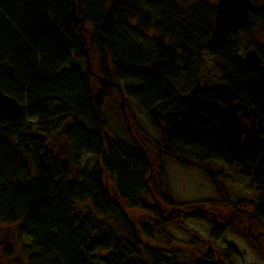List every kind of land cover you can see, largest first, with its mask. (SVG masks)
<instances>
[{
	"label": "trees",
	"instance_id": "1",
	"mask_svg": "<svg viewBox=\"0 0 264 264\" xmlns=\"http://www.w3.org/2000/svg\"><path fill=\"white\" fill-rule=\"evenodd\" d=\"M182 8L178 0H0V88L27 110L12 116L0 108V221L18 224L19 234L31 239L24 244L29 264H183L177 250L147 243L144 235L151 238L153 230L139 228L126 210V204L145 208L144 190L160 207L175 208L173 215L185 205L166 195L161 175L150 182L148 149L134 136L133 144L115 137L116 151L106 149L103 108L115 89L135 99L161 131V153L184 165L220 160L240 166L261 190L248 222L264 227V53L262 63L249 61L227 43L220 49L227 63L223 89L198 84L180 93L176 80L190 67L195 45ZM258 11L264 23V10ZM133 19L140 29L155 30L148 45L126 29ZM85 32L89 54L102 60L93 74L66 66L75 55L86 57ZM35 127L68 140L76 174L52 150L45 152L31 135ZM82 153L100 161L89 168ZM106 172L116 180L117 198L107 188ZM243 215L237 211L228 229L258 243L260 236L243 230ZM238 254L231 247L223 259ZM196 264L221 262L207 254Z\"/></svg>",
	"mask_w": 264,
	"mask_h": 264
},
{
	"label": "rangeland",
	"instance_id": "2",
	"mask_svg": "<svg viewBox=\"0 0 264 264\" xmlns=\"http://www.w3.org/2000/svg\"><path fill=\"white\" fill-rule=\"evenodd\" d=\"M178 1L183 6V12L190 18L187 27L192 33V43L195 45H191L193 47L190 51V67L185 72L180 73V77L176 80V89L180 93H187L198 84H207L210 88L217 85L215 90L223 89L220 84L227 67V63L223 61L225 51L221 52V50H214L205 46L206 40L211 37V32L214 30V26L212 27L210 24L212 23L211 15H213L215 23L216 5L219 0ZM261 8L264 10V0H257V11L252 13L254 17L252 16L249 24L239 33L230 37L229 47L233 46L240 57H244L247 51L254 48L264 52V26L258 22L260 20H257V13ZM136 23V19L130 20L126 29L132 32L139 41L148 45L151 37L155 34V30H142ZM84 36L89 48L90 38L87 32L84 33ZM90 60L92 70L95 73L101 68L102 60L96 54H90ZM184 63L185 59L181 56L178 64L183 67ZM72 64L80 66L85 72L88 69L87 57L75 55L66 66L69 67ZM92 81L95 82V79L93 78ZM113 92L106 99L103 108L109 122V127L104 130L106 149L110 153L116 151L111 143L115 137L121 136L122 139L132 144L135 143V139H138L148 149L150 156L149 171L156 174L159 171L163 172L160 179L166 195H169L175 202L184 204L183 209L187 211L196 208V213H176L173 218L166 220L165 223H159L163 220L157 211L159 205L151 194L144 190L140 197L144 198L146 208L125 205L127 212L139 228L144 229L146 226H150L153 230V236L149 238L144 235V240L151 245L177 250L178 257L183 264H196L200 258L206 257L207 254H212L214 257L219 256V258L222 256L223 259L231 247L237 249L239 254L227 259L230 264H264V227L262 225L254 222L252 234L262 235H260L258 243L255 242L254 244L245 235L240 234L238 230L231 228V226L228 229L220 223L221 221L227 222L230 212L235 206H239L248 211H240L244 213L241 217V226L243 230L248 231L250 227L248 219L252 216L253 202L258 199L261 193V190L253 186L250 177L242 173L240 166L230 167L224 161L208 160L194 166L184 165L179 163L176 157L161 153L162 145H156L158 142L163 143L161 131L152 124L146 113L142 112L137 101L126 94L124 96L126 102H129V108L125 107L126 112L123 113L122 95L116 89ZM26 112L25 109L24 113L26 114ZM28 121L34 122L35 119L29 118ZM241 124L242 127L248 126V123L244 121ZM36 131L48 134L39 127H35L32 129L31 135ZM131 133L135 135V139ZM48 136L47 142L50 149L58 158H65L59 154V151L61 148L67 149L65 145L68 140L63 135L59 137L55 133L48 134ZM148 139L153 140L154 144ZM98 161H100V157L82 153L81 163L88 164L89 168H92ZM72 163L71 170L76 174L78 167ZM203 168L208 169L210 173H206ZM136 171L140 173L139 169ZM105 174L107 188L112 196L117 198L116 180L109 173L106 172ZM210 174L214 178L216 177L219 187ZM145 175V179L149 178V172ZM156 178L157 176L154 174L150 182ZM202 207H205L208 213L200 211L199 209ZM172 208L163 206L164 214L166 213L167 216ZM216 218L219 219L220 224L215 222ZM26 243H31V239L19 234L18 224H5L0 221V264H29L28 257L24 252V244ZM8 248L12 250V255H7ZM98 262L103 264L102 260Z\"/></svg>",
	"mask_w": 264,
	"mask_h": 264
},
{
	"label": "water",
	"instance_id": "3",
	"mask_svg": "<svg viewBox=\"0 0 264 264\" xmlns=\"http://www.w3.org/2000/svg\"><path fill=\"white\" fill-rule=\"evenodd\" d=\"M219 3L216 5V16H215V25L214 30L212 32L211 37L205 42V46L207 48H211L214 50H220L224 45H226L230 36L236 35L240 30L246 27L250 12L254 8V2L252 0H219ZM73 16L75 22L80 25V32H83L85 29L84 18L80 17V13L77 11V4L73 1ZM87 41L82 40V46L86 53L87 62H88V70L90 73H94L92 70V64L90 60L89 49L86 47ZM245 59L249 61H255L257 63H262L263 59L260 56L257 49H251L245 53ZM217 85L213 86L215 90ZM121 107L123 113L125 111V96L123 94V99L121 103ZM0 108L9 113L12 116H20L24 112V104L18 101L15 97L5 93L0 88ZM69 125V124H68ZM67 125V126H68ZM247 127H242V132H247ZM32 136L37 138L39 142L43 145L45 152H50V145L47 142L49 139L48 134L42 133L40 131L33 132ZM150 141V139H148ZM62 165L69 168L72 163L71 150L68 149L66 152L65 158L61 159ZM196 209V208H195ZM194 209V210H195ZM185 213L190 214V211L182 209ZM175 212V208H173L170 212V215L164 216L165 220H169L173 213ZM162 215L163 212H162ZM216 223H219V219H215ZM228 222L223 223V227L227 226ZM251 230V227H250ZM261 234H259L260 236ZM221 264H229L226 260L218 258ZM97 264H102L98 262Z\"/></svg>",
	"mask_w": 264,
	"mask_h": 264
},
{
	"label": "flooded vegetation",
	"instance_id": "4",
	"mask_svg": "<svg viewBox=\"0 0 264 264\" xmlns=\"http://www.w3.org/2000/svg\"><path fill=\"white\" fill-rule=\"evenodd\" d=\"M253 1V0H252ZM259 1H262V0H259ZM254 2V1H253ZM257 3V2H256ZM256 3L254 2V8L252 9V11L250 12V16H251V14H252V12L256 9ZM250 18V17H249ZM258 22H261V24H262V26H264L263 24V21H258ZM249 24V20H248V23H247V25ZM246 25V26H247ZM264 28V27H263ZM240 32V31H239ZM238 32V33H239ZM231 37V36H230ZM254 49H256V48H254ZM258 50V52H259V54H260V56L263 58V53L264 52H262V51H260L259 49H257ZM245 57V56H244ZM213 88V87H212ZM132 134V133H131ZM58 136V135H57ZM132 136H134L135 137V135H132ZM56 137V136H55ZM57 138V137H56ZM137 140V139H136ZM66 147H67V149L66 148H61V150L59 151V154L60 155H63V156H66V152L68 151V149L69 150H71V156L73 157V155H72V148L70 147L71 145H68L67 143H66V145H65ZM158 154H159V152H158ZM153 198H154V200H155V202L159 205V208H160V211H161V215H162V212H163V214H164V210H163V208L162 207H160V204H159V202H158V200H156L155 199V197L153 196V195H151ZM143 200H144V198H142ZM195 208H192L191 210H190V212L192 213H195L196 211V209L194 210ZM172 210V209H171ZM185 210V209H184ZM200 211L202 210V211H204V212H206V213H208V210L204 207H202V208H200L199 209ZM181 211L182 212H184L183 210H182V208H181ZM237 211H245V212H248L246 209H243V208H241V207H239V206H235V208L230 212V217L228 218V220L227 221H230L231 220V218L236 214V212ZM171 212V211H170ZM185 213V212H184ZM190 213V214H191ZM174 214V213H173ZM169 215H170V213H169ZM163 216V218H164V215H162ZM173 216V215H172ZM171 216V217H172ZM251 217H249V220H251L250 219ZM170 220V219H169ZM220 223H222L223 224V222L221 221ZM220 223H217V224H220ZM227 227V226H226ZM250 227H251V230H250ZM250 227H249V233H251L252 234V223L250 224ZM254 235V234H253ZM255 237H259V236H257V235H254Z\"/></svg>",
	"mask_w": 264,
	"mask_h": 264
},
{
	"label": "bare ground",
	"instance_id": "5",
	"mask_svg": "<svg viewBox=\"0 0 264 264\" xmlns=\"http://www.w3.org/2000/svg\"><path fill=\"white\" fill-rule=\"evenodd\" d=\"M122 99H123V95H122ZM125 99H126V98H125ZM125 103H126V100H125ZM125 107H126V106H125ZM150 142L153 143L154 141H153V140H150ZM156 143H157V142H156ZM153 144H154V143H153ZM160 144L162 145L161 142H158L156 145H160ZM161 145H160V146H161ZM162 173H163L162 171H159V172L156 174V173H154V172L151 171V176H150V178H151L152 176H154V174H155L157 177H159L160 175H162ZM150 178H149V179H150ZM149 179H147V181H148ZM146 184H147V182H146ZM164 190H165V189H164ZM144 204H145V203H144ZM145 206H146V204H145ZM145 208H146V207H145ZM219 254H220V252H219ZM218 258H219V256H218Z\"/></svg>",
	"mask_w": 264,
	"mask_h": 264
}]
</instances>
